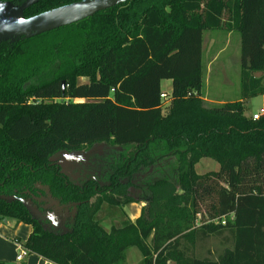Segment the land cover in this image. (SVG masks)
<instances>
[{"label":"trees","instance_id":"obj_1","mask_svg":"<svg viewBox=\"0 0 264 264\" xmlns=\"http://www.w3.org/2000/svg\"><path fill=\"white\" fill-rule=\"evenodd\" d=\"M80 1L42 0L25 17ZM220 30L241 39L240 99L208 107L205 33ZM260 95L264 0H130L3 43L0 198L17 200H0V222L32 226L23 247L53 264H127L134 248L140 264H264V111L248 118L244 104ZM100 144L124 149L105 179L76 183L50 161ZM207 158L220 170L199 175ZM38 185L76 210L67 232L46 229L24 206ZM140 201L132 222L125 207ZM213 236L223 252L197 256V243Z\"/></svg>","mask_w":264,"mask_h":264},{"label":"rangeland","instance_id":"obj_2","mask_svg":"<svg viewBox=\"0 0 264 264\" xmlns=\"http://www.w3.org/2000/svg\"><path fill=\"white\" fill-rule=\"evenodd\" d=\"M204 65H205V81L203 88V100L206 106L212 107L219 105L220 102L227 103L233 102L240 99V81H241V39L239 34L232 32L228 33L225 30L220 31H207L205 33L204 42ZM261 73H256V77H260ZM88 80L83 78L80 79L79 84H87ZM171 83L169 81L163 82V92L170 93L168 88H170ZM168 95V94H167ZM169 98L164 101L163 111L167 114L169 112ZM246 112L245 115L248 118H253L256 114H261L264 111V95H260L248 100L245 103ZM122 150L116 149V147H111L109 145H96L92 148H86L79 154L75 155H60L55 159V162L66 165L69 167H79L75 172H80V169H86L87 171H93V175L96 177L105 179L107 171L109 170V164L111 160L119 156ZM220 165L212 159H202L196 166V171L199 175H203L209 172L219 171ZM77 175V173H76ZM135 196H138L140 192L137 190ZM45 208L51 209L48 213H43L41 215L40 210L35 206L38 215L47 222V225H56L58 222L62 221L63 217L58 216V211L61 208L60 204H54L52 199L45 198ZM26 203H29L26 201ZM43 203V204H44ZM145 205V204H144ZM127 208V213L132 214L131 208ZM45 209V211H47ZM68 210L65 208L63 214ZM70 211V210H69ZM71 212V211H70ZM13 222V220H7ZM103 223V227L110 230L113 221L106 220ZM5 224V223H4ZM23 224V223H22ZM59 225V224H58ZM55 228L58 230L62 229L60 226ZM5 227V226H4ZM54 226H52L53 228ZM20 234L24 237L19 236L22 242L26 243L32 233V226L23 224L20 228ZM59 232V231H58ZM224 239L221 237H210L207 240L199 241L194 249V253L197 256L217 259L218 256L223 252ZM185 246L189 247L188 244L184 243ZM141 257L140 252L137 249H131L128 252V264H138V258Z\"/></svg>","mask_w":264,"mask_h":264},{"label":"water","instance_id":"obj_3","mask_svg":"<svg viewBox=\"0 0 264 264\" xmlns=\"http://www.w3.org/2000/svg\"><path fill=\"white\" fill-rule=\"evenodd\" d=\"M40 1L42 0H27L21 6H15L12 3L8 2L0 3V6H2V10H0V44L3 42L14 43L21 39H32L39 35L81 22L95 16L100 12H104L114 7L121 6L130 0H83L48 12H44L28 19L25 18V12L33 6L37 5ZM116 149L122 150L121 153H123L124 151V149L121 147H116ZM64 154L71 156L79 154V152H62L54 156L50 161L59 166L62 173L71 181L77 183L80 181L85 182L88 180L99 181L101 179L99 177H96L95 174L93 175V171H87L86 169L82 168L80 169V172H75L79 169V167L75 166L71 168L69 166L61 165L55 162V159L57 157ZM0 200L12 202L15 199L13 197H1ZM53 201L54 204H57V206H59L60 203L58 201ZM22 202L28 209L32 217L39 220L40 216L38 215L39 213H37L35 208H33L30 203H26V201ZM58 212V216L63 217V219L62 221L58 222L57 225L59 224L58 226H60L62 232L65 233L69 230L67 227L69 211L67 210L63 214L62 209H60V211ZM73 212L74 214H76V210H73ZM4 223H7V221H5ZM40 223L43 224L44 222L40 220ZM43 225L46 229L57 233L56 230L50 229L52 228V226H54L55 228L57 225H48L50 228L46 224Z\"/></svg>","mask_w":264,"mask_h":264},{"label":"crops","instance_id":"obj_4","mask_svg":"<svg viewBox=\"0 0 264 264\" xmlns=\"http://www.w3.org/2000/svg\"><path fill=\"white\" fill-rule=\"evenodd\" d=\"M169 82L171 83L170 88L168 87L166 88L168 89V91H170V93L165 92V94H168V96L172 92V82L171 81ZM246 102L247 101H245L244 104ZM219 104H223V102H220ZM144 204L145 202H133L125 207L126 213L128 206H130L129 208H131L132 210V214L129 215L127 213L129 219L132 222H135L141 216L142 209L143 207H145ZM22 225L23 224L16 225L14 221L9 223L7 221V223H5V225L2 226L0 230V262H6L8 264H53L35 254H29L21 262L17 260L18 255L20 254V245L19 243L16 242V240H18L21 244L22 243L24 244V242H22L21 239L19 238V236L24 237L20 234V230H21L20 228ZM25 238L26 236L24 237V239ZM137 260H138V264H140L142 257L138 258Z\"/></svg>","mask_w":264,"mask_h":264},{"label":"flooded vegetation","instance_id":"obj_5","mask_svg":"<svg viewBox=\"0 0 264 264\" xmlns=\"http://www.w3.org/2000/svg\"><path fill=\"white\" fill-rule=\"evenodd\" d=\"M27 1V0H26ZM25 1V2H26ZM12 3L13 5H15V6H21L22 4H24L25 2H23V3H19V2H14V1H6V2H0V3ZM26 18V17H25ZM31 18V17H30ZM28 19V18H27ZM3 43H9V44H13L12 42H3ZM3 43H1V44H3ZM15 43V42H14ZM0 44V45H1ZM58 167V166H57ZM40 187V185H38L37 187H36V189H35V191L33 192V193H30V192H27V193H25V197L24 198H21L23 201H28L29 203H32V205H35L39 210H40V213H41V215L43 214V213H48V211H50L51 209H46L45 208V203H46V201H44L45 200V198H47V199H51V197L49 196V195H47L45 192H44V190L42 189V188H39ZM135 194L136 193H133V190H129V195L132 197V198H135V199H137L138 197H140L139 195L138 196H135ZM15 200H13V201H16L17 200V198L16 197H13ZM45 202V203H44ZM140 202H143V201H140ZM44 203V204H43ZM61 206V205H60ZM145 206H146V202H145ZM61 208H63L64 210H65V208L64 207H62L61 206ZM144 208V207H143ZM45 209L47 210V211H45ZM63 210V211H64ZM69 211V210H68ZM71 211V212H70ZM68 213H69V215H68V220H67V225L68 226H72V224H73V221H74V218H75V214H74V212H73V209H71ZM42 221V222H44L43 224H46L47 225V222L46 221H44L43 220V218L42 217H40V219H39V221ZM57 225V224H56ZM48 226V225H47ZM49 227V226H48ZM50 228V227H49ZM50 229H52V230H56L57 232L59 231V232H62L61 230H58V229H56V228H50Z\"/></svg>","mask_w":264,"mask_h":264},{"label":"built area","instance_id":"obj_6","mask_svg":"<svg viewBox=\"0 0 264 264\" xmlns=\"http://www.w3.org/2000/svg\"><path fill=\"white\" fill-rule=\"evenodd\" d=\"M161 98H162V100L165 101V100H168L169 96L167 94L163 93L161 95ZM260 117H261V114H256V115L253 116V119L254 120H259ZM223 224H225V223H223ZM3 225H5L4 222H0V230H1ZM16 242L19 243V245H20V254L18 255L17 260L19 262H21V261H23L25 259V257H27L30 254V252L27 249H25L23 247V245L18 240H16Z\"/></svg>","mask_w":264,"mask_h":264},{"label":"clouds","instance_id":"obj_7","mask_svg":"<svg viewBox=\"0 0 264 264\" xmlns=\"http://www.w3.org/2000/svg\"><path fill=\"white\" fill-rule=\"evenodd\" d=\"M0 10H2V6H0Z\"/></svg>","mask_w":264,"mask_h":264}]
</instances>
